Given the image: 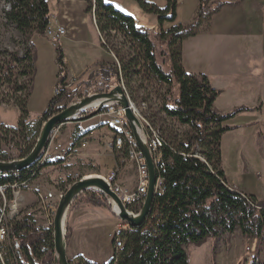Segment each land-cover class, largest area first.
<instances>
[{
	"label": "trees",
	"instance_id": "trees-1",
	"mask_svg": "<svg viewBox=\"0 0 264 264\" xmlns=\"http://www.w3.org/2000/svg\"><path fill=\"white\" fill-rule=\"evenodd\" d=\"M0 1L8 6L2 12L5 22L15 28L23 43L21 53L11 52L0 58V86H10L11 92L9 97L0 95V104L12 100L19 109L16 128L0 124V146L8 136L20 140L28 137L24 157L37 137L33 128L22 124L28 117L27 99L34 70L31 35H44L49 22V6L48 0ZM84 1L87 3L86 12L94 14L101 46L114 55L115 62L97 64V70L92 71L82 84L96 85V92L109 91L111 82L119 79H125L126 82H122L126 88L139 76L161 84L166 90L160 98V113L185 129L183 136L177 138L171 128L158 126L164 140L159 148L157 172L162 179V191L155 193L147 220L122 234V247L117 252L112 251L104 264H189L185 245L199 246L209 237L217 238L236 230L246 237L264 240V202L229 187L222 169L221 136L234 129L223 123L249 109L239 107L227 114L216 113L213 103L220 91L211 87L206 75L187 73L181 63L182 41L194 36L199 27L207 26L212 15L227 3L197 0V9L190 23L153 32L138 26L133 17L115 9L112 4L103 0ZM134 1L143 11L157 15L159 24L175 20L176 0H165L164 8L144 0ZM117 35L122 41L115 44ZM54 48L59 69L56 86L60 92L51 98L39 118L41 123L62 109L77 89L62 87L67 70L59 42ZM20 78L24 80L18 82ZM63 101L62 106L55 108ZM141 102H146L149 110V99ZM0 160H11L1 148ZM47 165L48 162H43L41 167ZM37 168L38 162L19 171L16 177L13 172H1L5 178H0V183L34 179ZM81 196H85L86 203L94 207L107 208L104 195L94 189L86 190ZM0 249V264H55L52 229L38 226L25 214L12 220ZM69 264L95 263L77 255ZM249 264H264V258L258 260L254 257Z\"/></svg>",
	"mask_w": 264,
	"mask_h": 264
},
{
	"label": "rangeland",
	"instance_id": "rangeland-1",
	"mask_svg": "<svg viewBox=\"0 0 264 264\" xmlns=\"http://www.w3.org/2000/svg\"><path fill=\"white\" fill-rule=\"evenodd\" d=\"M105 3L112 4L111 2ZM115 3L123 11L112 4L115 9L133 17L138 26L153 32L156 31L157 15L143 11L134 0H128L126 6L118 1H115ZM3 9H6V6L0 1V58L6 57V54L11 52L21 53L23 49L22 37L12 25L5 22ZM93 36H96L95 33H93ZM99 41L101 43L100 36ZM121 41L122 38L119 35L115 36V44ZM122 50L125 51L126 49ZM51 52L53 55L51 62L53 67L52 77H55L56 85L59 69L56 64L57 53L52 46ZM159 54L158 59L160 61L161 56ZM34 70L31 76L27 102L33 91ZM47 76V80L50 81L52 77L50 78L49 73H47ZM23 80L20 78L18 82ZM95 81L99 82L98 79ZM116 81L111 82L110 89L117 84ZM122 81L126 82L125 79H122ZM95 86H86L82 82H74L72 85L73 88H77L78 94L84 91L95 94L97 93V87ZM9 87L7 85L0 86V95L11 96ZM44 87L50 89L47 84ZM126 89L131 102L138 109L142 100L149 99V110H141L140 108V112L150 124L160 126L163 129L166 127L171 128L173 134L178 136L177 138L183 136L185 129L176 122L166 119L159 111L160 98L166 90L165 86L139 76L136 81L130 82ZM51 96L53 97V91H51ZM63 104L64 101L55 105V108ZM91 110H87L85 115L90 114ZM44 111L30 112L27 117L28 121L34 124L32 128L37 136L43 123L38 117ZM242 116L250 117L249 114ZM18 117L19 109L13 104L12 100L0 104V122L9 128H16ZM108 121V117L101 110L96 116L85 120L86 123H83V126L80 125V122H70L59 126L58 132L51 143L49 142L45 151L47 155L44 162H48L46 168L51 172L40 174L37 177L40 181H37L36 178L35 185L43 189L65 192L69 184L74 183L81 177L98 175L101 178L111 170L117 169L118 184L122 187H133L136 184L137 171L135 165L128 159L125 148L111 150L106 146L107 142H110L114 136V129L108 125ZM141 124L144 125L143 121H141ZM79 125L83 127L85 135L89 138V143L83 150L78 149ZM63 130H67L66 138L62 133ZM19 141V138L8 136L7 140L3 141L0 146L1 151L11 160L23 158L21 155L24 153L19 155L18 150L14 151L12 149H16L15 147L19 144ZM225 141L227 146H224L222 165L227 171L228 183L239 190H253L264 198V125L253 124L238 129L233 135H227ZM30 201L32 200H28V202ZM35 222L37 225L44 223L41 218H36ZM118 222V219L110 212L108 205L107 208L94 207L86 203L85 196L80 194L76 197L69 206L64 219V234H68V239L65 240L68 264L73 262L77 255H81L95 264L106 263L113 251L108 232L114 231ZM247 248H249V251ZM184 249L189 256V264H249L254 257L258 260L264 258V240L246 237L239 230L231 234H223L217 238L209 237L199 246L187 244Z\"/></svg>",
	"mask_w": 264,
	"mask_h": 264
},
{
	"label": "crops",
	"instance_id": "crops-1",
	"mask_svg": "<svg viewBox=\"0 0 264 264\" xmlns=\"http://www.w3.org/2000/svg\"><path fill=\"white\" fill-rule=\"evenodd\" d=\"M103 1L111 2L122 11L115 1L123 6L128 2V0ZM144 1L154 3L159 8L166 5L165 0ZM217 1L227 4L222 5L212 15L207 26L199 27L194 36L182 41L181 63L187 73L206 75L211 87L220 91L213 103V110L216 113L227 114L239 107L249 109L223 123L234 128L221 136L223 162L227 135H233L236 130L253 124L264 125V0ZM197 4V0H176L175 20L157 23L155 32L167 31L177 24L190 23ZM48 6L49 26L62 27L65 30L59 44L67 73L75 78L76 83L86 82L89 74L97 70V64L107 65L115 62L114 55L101 46L95 21L92 15L86 12L87 3L84 0H48ZM31 42L34 47L35 75L32 95L27 102L28 114L47 109L52 97L51 91L55 86L51 64L53 58L51 46L54 48V45L50 39L39 34L31 35ZM47 73L50 78L52 77L50 81L47 80ZM46 84L50 89L44 87ZM246 114L250 117L242 116ZM86 122L82 121L80 125L83 126ZM0 124L6 126L2 122ZM62 133L66 138L67 130H63ZM222 169L229 187L243 194L253 195L257 201L264 202V198L253 190L243 191L232 187L228 183L227 171L223 165ZM34 181L33 185L36 182ZM37 181H40L39 178ZM26 198L27 202L32 200V194L28 189ZM112 232H108L110 239Z\"/></svg>",
	"mask_w": 264,
	"mask_h": 264
},
{
	"label": "built area",
	"instance_id": "built-area-1",
	"mask_svg": "<svg viewBox=\"0 0 264 264\" xmlns=\"http://www.w3.org/2000/svg\"><path fill=\"white\" fill-rule=\"evenodd\" d=\"M8 9V6H6ZM92 17L94 19V14ZM95 21V19H94ZM64 28L55 27L52 28L49 26V23L45 29L44 36L50 39L52 44L55 46L59 39L64 35ZM75 82V78L70 76L67 73V77L62 84L64 89H73L72 85ZM119 84L126 96L129 98L128 92L122 82L121 79L116 81ZM53 97L57 96L60 92V89L55 85L52 89ZM90 91H84L81 94H78L76 91L73 94V97L70 101H76L85 96L91 95ZM131 101V100H130ZM69 102V101H68ZM131 108L138 118V120L143 121L144 125L141 124L145 140L147 142L148 148L151 152L153 163L155 166L156 173V181H155V193L158 191H162V179L157 175L158 172V163H159V148L163 146L164 140L161 137V132L158 126L150 124L145 116H143L140 112L141 110L147 109V103L141 102L140 108H136V106L131 102ZM104 115H106L109 119L108 125L114 129V136L111 138L110 142H107L106 146L108 149H121L125 148L128 159L135 165L137 171V180L136 184L131 187H122L117 182V174L118 170H111L105 176L101 178L106 182L108 186H110L113 193L118 197L120 202L130 213L135 214L141 208L145 194L147 192V184H148V172L146 165L144 163V159L142 157L141 152L136 144L134 136L131 132V129L125 119L124 110L122 107L116 104H108L103 109ZM85 114V113H84ZM22 124L24 126L33 127L34 124L28 121V118L23 119ZM43 124V123H42ZM28 132V131H27ZM58 132V128H56L51 137L50 143ZM79 145L78 149L83 150L87 147L89 143V138L85 135V130L82 126L79 125ZM37 138V137H36ZM35 138V140H36ZM28 140V137L26 138ZM26 140H20L19 144L12 148L19 155L23 154L26 148ZM10 147V146H9ZM77 149V148H76ZM46 153L43 154L42 158L37 161L38 168L36 173L33 175L36 177L34 179L29 178L23 181H12L9 180L4 183H0V246L5 242L9 227L13 219H18L22 214H25L27 217H31L34 220L36 218H41L44 223L38 226L42 228H51L53 226V218L55 215V211L57 208L58 201L60 197L63 195L64 191H52L49 189H43L41 187H37L33 185L32 182L40 175L44 173L51 172L47 170L46 166L41 167L44 159L46 157ZM22 156V155H21ZM13 160V159H12ZM14 176L18 175V172H13ZM0 178H5L3 174L0 172ZM83 178V177H81ZM79 180V179H77ZM70 185V184H69ZM30 191L32 194V201L27 202V198L25 196L26 191ZM258 210L260 207H256ZM22 209L24 212H22ZM119 221V220H118ZM132 228L124 222L119 221L115 230L111 233V240H113L112 248L114 252H117L122 247V234L125 231L131 230ZM249 251V248H247ZM1 251V249H0ZM247 264V263H245Z\"/></svg>",
	"mask_w": 264,
	"mask_h": 264
},
{
	"label": "water",
	"instance_id": "water-1",
	"mask_svg": "<svg viewBox=\"0 0 264 264\" xmlns=\"http://www.w3.org/2000/svg\"><path fill=\"white\" fill-rule=\"evenodd\" d=\"M100 100L99 104L92 105V101ZM116 104L123 108L125 119L131 129L139 151L142 154L148 172L147 192L143 204L135 214L126 210L118 197L113 193L110 186L100 177L80 178L70 184L60 197L55 215L53 218L52 236L55 252V264H68L66 256V243L64 234V219L67 210L72 202L86 190L94 189L104 195L110 212L121 222L126 223L131 228L141 226L148 218L153 207L155 197L156 173L151 152L145 140L144 132L140 121L131 108V101L126 96L119 84L114 85L107 92H97L80 98L76 101H69L62 109L51 115L43 122L34 146L30 152L19 160H0V172H19L39 161L45 153L53 131L70 122H81L96 116L106 105ZM92 109L90 114H84Z\"/></svg>",
	"mask_w": 264,
	"mask_h": 264
},
{
	"label": "bare ground",
	"instance_id": "bare-ground-1",
	"mask_svg": "<svg viewBox=\"0 0 264 264\" xmlns=\"http://www.w3.org/2000/svg\"><path fill=\"white\" fill-rule=\"evenodd\" d=\"M99 102H100V100L96 99V100L92 101V105H97V104H99ZM93 177H100V176H98V175H88L85 178H93Z\"/></svg>",
	"mask_w": 264,
	"mask_h": 264
}]
</instances>
